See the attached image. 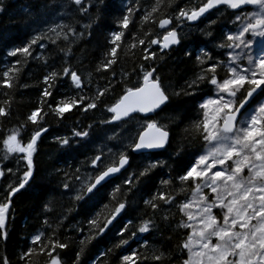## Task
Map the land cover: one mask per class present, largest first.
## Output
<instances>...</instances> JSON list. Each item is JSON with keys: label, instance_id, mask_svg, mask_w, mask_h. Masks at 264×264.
<instances>
[{"label": "snow or ice", "instance_id": "obj_1", "mask_svg": "<svg viewBox=\"0 0 264 264\" xmlns=\"http://www.w3.org/2000/svg\"><path fill=\"white\" fill-rule=\"evenodd\" d=\"M85 3L86 0H50L43 5L47 10L45 18L39 21L31 16L29 9H25L29 14L27 23L35 22L37 26L31 39L7 53L9 57H23L26 62L29 58L40 59L33 57V52L36 47L44 48L46 39L53 45L61 39L69 42L68 47L59 49L66 66L53 67L44 75V88L37 105L23 121L18 120L9 129H4L2 123L11 116L14 98L8 95V91L3 93L6 97L0 102L3 158L7 160L10 154H17L18 163L22 161L24 168L17 169L22 175H18L14 184L8 185L5 196L0 199V240L6 242L8 239L7 225L13 197L35 179L34 157L39 141L48 131L46 118L52 115L64 119L73 110L85 114L103 111L106 118L96 124L83 129L73 128L71 136L55 137L61 147H71L73 140L78 145L81 141L88 142L94 127L106 130L100 147L96 149L97 154L86 158L73 170H55L60 177L56 190L77 206V215H84V220L70 229L83 237L79 239L72 264H111L108 258L113 251L129 244V239L124 238L127 234L135 238L138 233H150L156 228L157 213H160L161 220L170 222L174 217H170L167 210L173 206L181 217L176 227L185 230L184 238L177 245L180 254L186 257L180 264H264V0H199L196 6L179 8L172 14L161 13L164 0H155L150 9L143 7L141 0H129L119 20L121 30L111 33V46L94 71L97 74L111 71L112 80L116 79L117 73L112 69L119 61L118 50H125L126 31L135 23L138 13L143 12L140 16L142 26L151 22L159 31L153 32L149 28L142 35L132 33L127 48L133 55L134 50L140 48V63L130 72L121 71L117 84L107 78L104 87L97 83L92 96L81 94L85 87L91 91L92 74L89 73L85 84L82 75L68 62L72 55L71 44L83 39L85 33L91 35V23H82V20L96 5L93 0H87V6ZM99 3L102 4L103 0ZM174 3L175 0H167V7L171 9ZM219 6L233 10L234 17L231 28L222 31L220 42L214 45L219 50L217 55H223L224 59L214 58L212 51L201 49L195 55L199 71L194 72L186 83V90L169 94L156 75V60L163 59L165 50L181 43L179 28L184 22L199 21ZM72 7L76 8L80 19L64 23V10ZM249 7L252 10L246 11ZM4 10L3 0H0V12ZM48 15L55 16L60 22L49 24ZM214 25L217 21L210 20L209 31L205 34L216 40L217 36L210 30ZM51 34L55 35V40ZM153 46L159 49V55ZM186 54L193 55L192 52ZM21 68V60L16 59L3 70L0 88L14 89ZM133 76L135 82H132ZM61 80H69L77 94L54 99ZM120 85L118 98L110 105L105 104L104 97ZM202 88L209 91L201 96L198 118L184 130V141L167 160L153 155L156 150L166 152L172 145L168 125L153 116L168 108L173 103V96L195 95V90ZM133 120L140 122L139 127L134 133L125 135L128 129L121 125ZM29 125L32 131L25 137ZM197 144L199 148L188 151ZM132 154L145 156L147 163L139 171L128 172ZM168 160H174L175 167L169 165ZM164 167L169 169L168 179H161L160 188L147 199L140 198L150 214L128 217L130 210L137 212L140 207L129 197L140 191L142 179ZM12 172L11 168L7 169V174ZM124 172L128 174L120 183H115ZM5 175V169L0 167V177ZM108 185H111V191L102 193L101 189ZM177 188V194H173L172 190ZM181 193H190V196L178 203ZM53 205L52 199L42 204L43 227L31 235L29 244L17 254L19 264H33L34 255L46 257L44 264H65L62 253L71 247V237L61 239L58 229L51 228L48 217L55 212ZM80 205L87 207L81 210ZM72 211L69 208L60 214L59 226L68 220ZM113 229L118 242L104 251L90 252V247L96 248ZM143 246L147 248V241ZM118 259L119 264H149V257L138 250H131ZM0 264H12L7 250L0 256ZM151 264H171V257L163 250L154 249Z\"/></svg>", "mask_w": 264, "mask_h": 264}, {"label": "trees", "instance_id": "obj_2", "mask_svg": "<svg viewBox=\"0 0 264 264\" xmlns=\"http://www.w3.org/2000/svg\"><path fill=\"white\" fill-rule=\"evenodd\" d=\"M49 2L50 0H3L5 10L0 12V73L7 67H10L16 59H20L22 62L17 86L12 90L0 88V102L6 99L3 95L5 91H8V95L14 98L11 116L2 123L4 129L13 127L18 120L23 121L30 110L37 105L41 91L44 88V75L53 67L59 69L66 66L63 53L59 49L68 47L69 42H65L62 39L55 45L46 39L43 41L45 44L44 48L36 47L33 52V57L38 56L40 59L29 58L25 62L23 57H9L7 55L12 48L23 46L31 39L33 29L37 26L35 22L31 25L27 23L29 14L25 9H29L31 16L36 21H39L45 18L47 13L43 5ZM128 2L129 0H103V3L100 4L99 0H93L96 6L91 7L82 20V23H91L92 26L89 29L91 35L89 36L85 33L83 39L71 44L72 55L68 62L82 75L85 84H87L89 73L92 74L91 91L88 87H85L83 93H81L83 95H94L97 83L100 87H104L106 83L105 78L112 80L111 71L97 74L94 69L103 61L105 52L111 46L109 44L111 33L121 30L119 20ZM154 3L155 0H141L142 6L148 7L149 9ZM198 3L199 0H175L171 9H169L167 7V0H164L165 6L161 8V13L167 12L168 14H172V11H178L179 8H190L196 6ZM85 6H87V0ZM251 9L248 8L246 11H250ZM64 13V23H74L75 20L80 19L75 7L65 9ZM141 15H143V12L137 14L135 23L130 25L129 30L126 31L124 38L125 50L122 52L118 50L119 61L112 69V71L117 73L116 79L112 80L113 84H117L121 71L130 72L133 67L138 66L140 63V48L138 47L134 50L135 55L132 54V50L127 48V43L131 40V34L138 33L142 35L149 28L153 32L159 31L158 27L151 24V22L146 26H142L140 23ZM233 18V10L222 6L212 10L197 23H183L182 27L179 28L181 43L164 51L163 59H157L154 65L157 68L156 75L161 78L163 86L168 90L169 94L186 90V83L192 79L194 72L199 71L195 62V55H198L201 49L212 51L214 58L224 59L223 55H217L219 50L215 49L214 45L220 42L219 37L222 31L227 32L231 28V20ZM47 19L49 20V24L60 22L53 15H48ZM210 20L217 21V25H214L210 29L217 36L216 40L211 39L205 34L209 31L207 26ZM51 38L53 40L56 39L54 34H51ZM153 48L159 55V49H156V46H153ZM188 52H192L193 55L189 57L186 54ZM45 59L47 60V64H45ZM221 75H223L222 71ZM135 80L136 77L133 76L132 82H135ZM121 88L122 85L117 86L115 91L109 92L104 97V103L107 105L112 104L121 93ZM195 91V95L173 96V103L168 108L153 116V119H157L162 124L168 125V130L172 135V145L168 150L166 152H154L153 155L167 160L169 154L176 150L177 145L184 141V130L193 120L198 118V106L202 101L201 96L209 90L202 88ZM76 94L69 80H61L55 91L54 99L58 100L65 95L72 96ZM47 110L45 108V111ZM104 118L106 116L103 111H89L85 114L79 110H73L66 114V118L64 119H57L52 115L46 118L45 127L48 128V131L39 141L38 152L34 157L36 176L30 186H27L25 190H22L13 197L12 212L7 225L8 239L6 242L0 240V256L5 255V250H7V255L11 259L12 264H19L17 254L29 244L31 235L43 227L44 212L42 204L52 199L54 201L53 206L55 207V212L49 214L48 217L51 228L58 229V234L61 239L71 237V247L62 253V258L65 264H72L74 254L79 247V239L83 237L70 229L72 225L83 221L84 215H77V206L70 203L66 197H61L60 193L56 190L60 177L55 174V170H73L76 167H80L81 162L85 161L86 158L97 154L96 149L100 147L106 130L103 127H94L88 142L81 141L78 145L73 140L71 147H61L55 142V137L71 136L73 128L83 129L87 125L96 124L98 120ZM139 123L138 120L128 121L127 125H121V127L128 129V132L125 133V135H128L129 132H135L139 127ZM31 131L32 126L29 125L25 137ZM199 147L200 145L197 144L189 148L188 151L193 152ZM4 155L5 150L2 144H0V167H3L6 172L4 177H0V199H3L5 196V190L8 185L14 184L18 175H22V171L17 173V169L22 170L24 168L22 161L18 163L19 156L17 154H10L7 160L3 158ZM186 162L187 160H185ZM146 163L145 156L132 154L131 167L128 169V172L134 169L139 171ZM168 163L175 167L174 160H168ZM9 168L13 170L12 174H7V169ZM168 171L169 169L166 167L160 168L149 178L142 179L139 185L140 191L129 197L130 201H134L140 207L137 212L130 210L127 214L128 217L150 214V210L146 212L144 209L140 198L147 199L149 195L155 193L160 188V180L168 179ZM127 174V172H124L121 176H118L115 183H120ZM172 176H176L175 171L172 172ZM106 191H111V185L106 186L105 189H101L102 193ZM172 191L173 194H177L178 188ZM189 195L190 193L179 194L177 202L179 203L185 196ZM105 202L107 203L108 201ZM86 207L87 205L79 206L81 210ZM69 208L73 209L72 213L69 215L68 220L64 221L62 226H59L60 214ZM167 211L170 217H174L170 222L161 220L160 213H157L156 228L150 233H138L135 238H131L130 233L127 234L124 238L129 239V244L124 249H116L113 251L108 258L111 264H119V256L127 254L131 250H138L143 255H147L149 257V264H151V254L154 249L167 252L169 257H171V264H180V261L186 257L180 254L177 245L184 238L185 230H178L176 227L177 221L181 219L177 208L173 206ZM137 223L138 220L134 221L133 231ZM48 234H51V229ZM145 241H147V248L143 246ZM117 242L118 238L115 229H113L96 248L90 247V252L95 253L97 249L104 251L106 248H111ZM45 259L46 257L40 255H34L32 257L33 264H44Z\"/></svg>", "mask_w": 264, "mask_h": 264}, {"label": "water", "instance_id": "obj_3", "mask_svg": "<svg viewBox=\"0 0 264 264\" xmlns=\"http://www.w3.org/2000/svg\"><path fill=\"white\" fill-rule=\"evenodd\" d=\"M219 7H221V6H219ZM219 7H218V8H219ZM196 22H198V21H196ZM196 22H189V23H192V24H193V23H196ZM174 46H175V45H174ZM172 47H173V46H172ZM158 151H159V150H156L155 152H158Z\"/></svg>", "mask_w": 264, "mask_h": 264}, {"label": "bare ground", "instance_id": "obj_4", "mask_svg": "<svg viewBox=\"0 0 264 264\" xmlns=\"http://www.w3.org/2000/svg\"><path fill=\"white\" fill-rule=\"evenodd\" d=\"M197 23V22H196ZM202 102V101H201ZM190 196V195H189Z\"/></svg>", "mask_w": 264, "mask_h": 264}, {"label": "rangeland", "instance_id": "obj_5", "mask_svg": "<svg viewBox=\"0 0 264 264\" xmlns=\"http://www.w3.org/2000/svg\"><path fill=\"white\" fill-rule=\"evenodd\" d=\"M252 10V9H251Z\"/></svg>", "mask_w": 264, "mask_h": 264}]
</instances>
